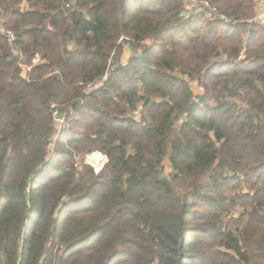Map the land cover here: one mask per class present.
Listing matches in <instances>:
<instances>
[{"label": "trees", "instance_id": "16d2710c", "mask_svg": "<svg viewBox=\"0 0 264 264\" xmlns=\"http://www.w3.org/2000/svg\"><path fill=\"white\" fill-rule=\"evenodd\" d=\"M195 2L0 0V264H264V0Z\"/></svg>", "mask_w": 264, "mask_h": 264}, {"label": "rangeland", "instance_id": "374dc122", "mask_svg": "<svg viewBox=\"0 0 264 264\" xmlns=\"http://www.w3.org/2000/svg\"><path fill=\"white\" fill-rule=\"evenodd\" d=\"M186 2H187L186 4H188L189 7L191 6V3H192V2L196 3L195 0H187ZM188 5H187V10H188V12H191L192 9L189 8ZM262 14H263V13L260 12V14L257 15V16H260V17H261ZM262 17L264 18V15H263ZM258 18H259V17H256L257 20H258ZM259 19H260V18H259ZM119 41H122V38L119 39ZM131 53H132V52H131L130 47H129L127 44H124V46H123V50H122V55H121V57H120V59H119V63H120V64H124L125 62H127L128 57H129V55H130ZM32 63H33V64H38V63H39V57L37 56V57L35 58V60H33ZM112 67H113V65H111V68H112ZM29 70H30V67H29V66H27L26 64H21V75H22V76H25ZM190 86H191V89L193 90L194 93H197V92L200 91V87L198 86V84H197L195 81H191V82H190ZM55 108H57V106H55ZM56 111H57L60 115H62V114L60 113V111L58 110V108L56 109ZM139 112H140V107H138V109L133 113V117H134L135 119H138V117H139ZM176 125H177V124H176ZM54 126H55V135L53 136L54 139L56 138V136L58 135V133H59L62 129H64V128L66 129V128H67V124L65 123V120L63 121V123L60 122L59 120H54ZM52 148H53V145L50 144V145L48 146V148H47L48 153H50V152L52 151ZM94 152H99V151H94ZM100 153H102V152H100ZM87 154H89V153L84 154L82 157H77V158H76V164H77V167L80 168V166H81L82 164H85V165H87V166H90V164H88V162L86 161V157H85V156H86ZM90 167H91V166H90ZM91 168H92V167H91ZM92 169H93V168H92ZM93 171H94V170H93ZM94 173H95V172H94ZM162 174H163V176H165V177H168V176L171 174V168H170V166H169L168 160H164L163 163H162Z\"/></svg>", "mask_w": 264, "mask_h": 264}, {"label": "built area", "instance_id": "2783aa9c", "mask_svg": "<svg viewBox=\"0 0 264 264\" xmlns=\"http://www.w3.org/2000/svg\"><path fill=\"white\" fill-rule=\"evenodd\" d=\"M203 4L205 6H207V3L206 2H204ZM259 13H258V15H259ZM262 13H263L262 14V16H263L264 15V12H262ZM262 16L261 17L260 16H257V17L260 18V19L258 18L259 20H263L264 21V18ZM14 39H15L14 34L12 32H7V40L9 42H13ZM52 107H55V105L53 104ZM53 117H54V120H59L62 123L64 121V116L63 115H60L56 111V109H54V111H53ZM85 157H86V161L88 162V164H90V166L93 168V170H94L95 173H98L103 168L104 164L107 161L106 155L103 154V153H100V152H92V153L87 154Z\"/></svg>", "mask_w": 264, "mask_h": 264}, {"label": "crops", "instance_id": "0c3cea01", "mask_svg": "<svg viewBox=\"0 0 264 264\" xmlns=\"http://www.w3.org/2000/svg\"><path fill=\"white\" fill-rule=\"evenodd\" d=\"M186 1H187V0H186ZM195 6H196V5H195L194 2L191 3V6H190V7H189V5H188V7L191 8L192 10H193V9H196ZM259 12H264V3H261V4L259 5ZM259 14H260V13H259ZM258 20H259V19H258Z\"/></svg>", "mask_w": 264, "mask_h": 264}]
</instances>
